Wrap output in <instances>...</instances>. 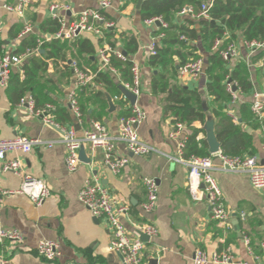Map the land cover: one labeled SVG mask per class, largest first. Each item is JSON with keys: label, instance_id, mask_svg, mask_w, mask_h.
<instances>
[{"label": "crops", "instance_id": "obj_1", "mask_svg": "<svg viewBox=\"0 0 264 264\" xmlns=\"http://www.w3.org/2000/svg\"><path fill=\"white\" fill-rule=\"evenodd\" d=\"M1 1L8 6L16 7L20 0ZM30 1L31 5L26 9L24 18H20L15 12L0 10L3 23L0 49L6 53L22 52L20 40L13 35L22 32L26 25L32 27V32L27 34L28 36L33 35L37 40H45L50 38L41 30L46 22L57 21L59 17L65 18L68 24L77 22L84 11L101 10V2L106 0ZM107 1H110L111 6L101 11L115 27L103 37L91 33L80 34L75 42L78 41V45L86 44L84 48H90V52L83 47L80 49L73 46V42L65 41L71 76L68 75L69 71L63 62L55 66L48 62V72L44 73V78L29 88L26 96L35 97L39 107H45L50 103L54 105L59 117L55 123L65 129L74 126L79 137L91 128L93 121L103 123L111 134L117 135L119 120L129 115V105L116 100L118 96L115 91L105 92L104 100L96 97L93 90L81 95L79 100L83 113L81 124L68 105L69 94L75 89L73 62H77L82 69L96 71L100 62V50L114 43L115 49L126 53V56L140 67L142 93L138 98V105L147 114L146 121L139 129L141 138L163 153H174L176 144L169 138V133L174 126L175 116L168 110V94L156 95L152 91L153 77L162 72V67L154 68L150 65V56L147 52L157 34V27H151L142 19L141 12L137 9L138 0ZM210 1L212 0H205L206 4ZM57 5L69 9L53 11L52 8ZM186 20H193L195 23L191 28H200V20L189 15L180 16L178 13L172 23L184 25ZM132 40L134 44L129 45ZM234 45L237 47L238 57L227 61V66L233 69L236 64L244 63L248 67L253 90L249 94L242 93L241 100L236 106L229 104L226 113L228 115L230 112L235 113L238 118L236 124L251 135L253 145L249 155L262 161L264 122L254 121L251 107L253 96L257 93L254 79L261 91H264V59L255 65L252 64L254 56L250 55L249 49L245 46L241 32L237 34ZM135 46L138 47L136 52L133 49ZM192 46L195 48L193 52L195 59L204 61L205 73L196 77H181L180 59L174 56L173 63L169 66L171 82L178 87L202 94L208 113L212 114V109L217 108V104L207 92L209 77L206 67L209 57L217 49L215 45L210 48L204 47L200 40L192 43ZM41 50V55L45 56L46 51ZM183 53L189 56L192 51ZM30 62L31 60L26 61L23 68ZM251 68L255 70V76L252 75ZM19 74H21L19 70L14 69L11 81ZM20 76L22 80H26L24 75ZM113 80L118 81L116 78ZM94 87L92 86V89ZM16 88H18L16 82H11L7 88L0 87V140L26 136L59 141L62 137L61 132L46 125L41 119L31 116L25 108L19 106ZM107 95L113 99L114 112H110ZM244 103L250 107L245 120L240 117L238 110V106ZM212 116L216 127V119L213 114ZM204 125L205 123L196 121L191 128L184 126V133L189 137L193 134V128L199 130L197 141L201 149L204 150L205 147L209 153ZM86 154L90 162L80 161L75 172H69L67 169L68 154L66 147L61 143L51 149L35 148L27 155L7 156V160L21 161L28 176L44 180L52 194L40 207L26 196L4 199L0 208V225L5 229L19 231L24 236V241L20 244L6 242L0 245V264H123L121 257L109 248L111 233L105 220L93 217L79 200L81 190L92 178L97 179L110 194L129 206V212L121 217V222L132 237H138L139 229L145 224L157 229V237L146 243L144 249L143 261L146 264H193L197 250H203L210 256L229 250L238 264H264L261 248L264 239V189H255L246 176L214 173L223 192L227 209L231 213L232 228L226 229L212 219L210 208L204 201H193L187 189L188 170L185 166L173 163L160 154L134 156L129 153L124 143H118L116 157H128L130 162L119 175H115L105 164L103 150L91 152L86 147ZM2 164L0 163V186L6 190L19 189L22 178L14 173L2 172ZM144 178L156 179L159 186L157 206L152 213H146L142 208L147 198L142 182ZM242 214L246 215L245 221L241 218ZM246 239L249 240V245ZM41 241H54L60 245L59 255L53 261L45 260L38 255L37 247Z\"/></svg>", "mask_w": 264, "mask_h": 264}, {"label": "built area", "instance_id": "obj_2", "mask_svg": "<svg viewBox=\"0 0 264 264\" xmlns=\"http://www.w3.org/2000/svg\"><path fill=\"white\" fill-rule=\"evenodd\" d=\"M31 5L30 0H20L16 7L8 6L0 0V10L5 9L9 12H15L20 18H24L26 9ZM111 6L110 1L101 2V10ZM212 3L204 4L199 13H195L191 7L184 8L179 15H189L193 19L210 18V9ZM69 9L62 6H54L53 11ZM99 10L84 11L77 22L68 24L66 19L59 17L57 21L60 24V29L54 37L38 40V46L35 49H28L21 54H9L0 49V87H9L12 80L14 69L24 75L23 66L26 61H29L33 56L38 55L44 43L51 40H64L73 42L82 33H91L98 37H103L106 32H109L115 27L113 22L106 21L103 12ZM151 27H157V32L160 28L167 29L168 24L160 18H154L145 21ZM3 23L0 16V32L2 31ZM32 32V27L26 25L20 33L17 40H21L24 36ZM164 37L163 33L157 34L150 46L147 49L150 57L156 56L160 46V39ZM227 33L225 39H229ZM245 46L249 49L250 55L255 56L257 53L264 51V41L252 40L244 41ZM221 43L218 40L215 44V49L220 47ZM224 61L237 58V47L231 43L228 49L221 53ZM126 61L128 58L121 51L111 46H106L99 52V67L96 71L82 69L77 62H73V72L75 80V89L71 91L68 97V105L71 112L81 124L83 113L80 107V93L94 86L95 79L99 73H107L116 78L122 83V86L130 91L137 98L142 93L141 71L138 64L135 62L132 66L131 82H122L121 72L112 65V58ZM181 77L199 76L205 73V64L202 59L190 61L179 68ZM227 79V91L231 94L232 100L230 106H236L240 100L242 91L238 84ZM234 87L237 91H234ZM116 100H121L129 105V115L122 117L118 123V133L113 135L108 128L101 122L93 121L91 128L84 132L82 137L78 136L74 126L70 128H60L54 121L53 113L56 107L52 104H47L41 109H37L36 101L33 96L27 95L23 97L19 106L25 108L31 116L41 119L48 126H56L61 130L62 137L59 141H47L40 138H29L26 136H17L12 139L0 140V163L2 164V172L14 173L22 178V183L19 189L6 190L0 186V208L7 197L26 196L36 206H42L50 197L51 189L48 184L41 179H35L28 176L21 161L7 160L9 154L31 153L35 148L51 149L56 144H63L66 147L68 159L67 169L69 172H75L80 164V150L82 147H88L91 152L99 149L103 150L105 155V164L110 168L113 174L119 175L129 164V158H117L115 155L118 143H124L129 153L134 156H149L152 154H160L165 156L169 161L183 165L188 170L187 189L196 202H205L210 208L212 219L226 229H231V213L227 209L223 192L214 177V173H233L246 176L251 185L257 189H264V146L262 161L255 156L245 157H229L221 152L207 157L185 156V148L188 141V136L185 135V127L183 124H176L169 133V138L175 142L176 151L171 154L163 153L157 147L144 141L140 136V127L146 121V112L136 104L131 105L125 95L116 97ZM252 113L255 118L264 122V91L255 93L252 102ZM229 116L233 118L235 123H238V118L234 112H230ZM143 185L146 189V201L142 208L146 213H152L158 202L159 186L156 179L144 178ZM81 204L90 211L93 217L103 219L110 228L111 243L110 250L122 257L123 264H146L143 261V253L146 242L142 241L140 234H145L150 238V241L157 237L158 231L151 225H142L139 229L138 237H132L121 222V217L127 215L129 206L122 203L117 197L110 194L108 189L104 187L97 179H91L86 183L79 194ZM242 220H246V215L242 214ZM24 241V236L17 230L5 229L0 225V245L6 242L20 244ZM249 245V240L246 239ZM261 248L264 254V239L261 243ZM38 255L48 261H53L60 252V245L54 241H41L37 247ZM193 264H238L234 261L230 251H224L219 254L208 255L203 250H197L193 258Z\"/></svg>", "mask_w": 264, "mask_h": 264}, {"label": "trees", "instance_id": "obj_3", "mask_svg": "<svg viewBox=\"0 0 264 264\" xmlns=\"http://www.w3.org/2000/svg\"><path fill=\"white\" fill-rule=\"evenodd\" d=\"M210 3L213 5L209 12L211 20L200 19V28L198 29L195 27L191 28L195 24L193 20H186L184 25H174L172 20L177 13L179 14L187 7L193 8L195 13H199L202 5L206 4L205 0H149L143 3L140 12L144 21L160 18L168 24L167 29L160 28L157 32V34L163 33L164 37L160 39L157 55L150 57V65L152 67H162V72L157 73L153 77L152 91L156 95L160 93L168 94V110L175 116L174 125L180 123L186 128H191L196 121L205 123L206 111L203 105L206 102L203 99V95L173 84L169 66L173 63L174 56L180 59V66L196 60V56L193 54L195 48L192 43L200 40L204 47L210 48L220 40V47L209 57L206 67V73L209 77L207 92L217 104V108L212 109V114L216 119V135L224 155L245 157L249 155L252 149V138L226 113V108L229 107L232 100L231 94L227 91L226 82L227 79H231L237 83L244 95L252 92L253 84L248 67L244 63L236 64L233 69H229L227 66L228 62L224 61L221 53L226 51L231 43H234L237 39V34L240 32L244 37V41H264V0H212ZM102 14L105 20L108 21L104 13ZM212 21H215V24H212ZM59 29L60 24L57 21L46 22L41 28L42 32L50 37H54ZM20 33L13 35V37L18 38ZM227 33L230 35L229 39H225ZM77 42L73 41V46L77 48L82 49L86 45L83 43L79 44V46ZM20 43L22 52L17 51L16 54L24 53L26 50L35 49L38 46L37 37L33 35L24 36ZM131 43L134 44V41H130L129 45ZM110 46L115 47L114 43H111ZM42 49L46 51V55L42 56L41 50L38 55L30 59V64L25 65L23 68L26 80H22L21 74H19L14 81H11L16 82L18 85L16 94H18L19 102L26 96L29 88L39 82L41 78H44V73L48 72V62H52L54 66L59 62H63L69 71L68 75L71 76L70 66L66 58L67 43L64 40L53 39L44 43ZM133 49L136 52L138 47L135 46ZM84 50L87 52L91 51L90 48H84ZM183 51H192V53L188 56ZM263 59L264 51H261L253 57L252 64L255 65ZM132 62L129 58L126 61L115 57L112 58V65L121 72L122 82H131ZM173 72H176L175 68ZM113 79L107 73L97 74L95 87L86 89L80 93V96L90 90L95 91L96 97H101L103 100L105 99V92L111 93L115 91L117 93L116 96H121L120 87L122 83ZM100 87L103 89H100ZM34 99L37 109L43 108L37 105L35 97ZM249 109V105L245 103L238 106L240 117L243 120L247 117ZM53 118L55 122L59 120L57 110L53 113ZM253 119L258 121L255 116H253ZM192 130L193 134L189 135L184 151L185 156H210L206 148L203 147L205 151L201 149L200 143L197 141L199 130L194 128Z\"/></svg>", "mask_w": 264, "mask_h": 264}, {"label": "water", "instance_id": "obj_4", "mask_svg": "<svg viewBox=\"0 0 264 264\" xmlns=\"http://www.w3.org/2000/svg\"><path fill=\"white\" fill-rule=\"evenodd\" d=\"M146 1H149V0H138L137 9L141 10L143 3ZM212 24H215V21H212ZM123 54L126 56V53H123ZM251 73L253 76H255V70L253 68H251ZM253 81H254L255 86L257 87V93H261L262 91H261L256 79H254ZM229 83H232L231 79L229 80ZM120 89H121L122 94L125 95L126 98L130 101L131 105H134V104H136V102H138V98L135 95H133L130 91L125 89L123 86H121ZM234 91H237L236 87H234ZM107 101L109 103L110 112H114L115 111V105H114L113 99L110 95H107ZM203 106H204V110L207 113L206 121H205V125H204V130L206 132V142L208 144L209 154L213 155V154H217V153L221 152V144L218 141V138L216 135L215 120H214L212 114L208 113V107H207L206 103ZM53 128L56 129L57 131L61 132V130L58 127L53 126ZM80 161L85 162V163L90 162V160L88 159L87 154H86V149L84 147H82L80 150ZM234 217H237V216L234 215ZM238 231H240V227H238ZM140 238L142 241H144L146 243L150 242V238L143 233L140 234ZM121 259H122V257H121Z\"/></svg>", "mask_w": 264, "mask_h": 264}]
</instances>
